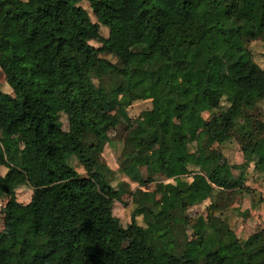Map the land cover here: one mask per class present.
Returning <instances> with one entry per match:
<instances>
[{"label":"trees","instance_id":"obj_1","mask_svg":"<svg viewBox=\"0 0 264 264\" xmlns=\"http://www.w3.org/2000/svg\"><path fill=\"white\" fill-rule=\"evenodd\" d=\"M255 41L264 46V0H0L9 89L0 84V129L10 136L0 150V264H264V228L243 235L229 224L247 187L222 153L235 141L244 166L264 164ZM224 106L233 118L219 114ZM132 109L138 133L124 138L116 169L137 185L134 240L123 246L111 202L124 190L111 184L105 151ZM213 151L226 190L197 172ZM73 159L95 176L82 177ZM149 168L164 181H190L157 197L140 189ZM48 177L56 181L42 200L17 202V189ZM200 205L204 214L191 217Z\"/></svg>","mask_w":264,"mask_h":264},{"label":"rangeland","instance_id":"obj_2","mask_svg":"<svg viewBox=\"0 0 264 264\" xmlns=\"http://www.w3.org/2000/svg\"><path fill=\"white\" fill-rule=\"evenodd\" d=\"M86 6V5H84ZM101 35L102 36H107V30L105 28L101 29ZM94 47H97L96 44L92 43L90 44ZM249 49L253 55V58L255 62L262 68L264 69V46L259 42H251L249 44ZM95 51L90 49L89 50V63L88 67L92 68L95 60ZM114 61V60H112ZM0 84L3 88L4 91H8V86L5 83V78L3 73L0 71ZM258 109L260 112V118L264 121V105L260 104L258 105ZM137 113L134 109L132 111L130 110H124L121 114L119 124L112 128L109 131V137L111 139L110 146L111 151H105V156L107 159H110L111 165L110 169H114L115 174L114 178L112 181V186L117 188L121 187V189L124 190V195L121 199L115 200L111 202V205L113 207V215L117 217L120 220L122 229L120 231V237L123 239V246H127L131 241L134 240V235L132 231L129 228V223H130V214L135 208V206L132 204V193L136 189L137 185L134 183H131L128 179H126L123 175H119L116 173L117 165H118V159L119 155L121 153L122 149V143L123 140L126 136H134L138 133V128L135 125L134 122V114ZM219 114L222 116L228 117V118H233V112L227 108V106H224L221 110H219ZM61 122L63 125V129H67V123H66V118L64 116L61 117ZM238 130H240V127L238 125ZM10 136L5 134L1 129H0V150H2L9 142ZM231 145H234V150H232L233 154L239 155V148L236 147V142L231 141ZM233 148V147H231ZM224 154L227 156L226 162L229 166L235 165L234 162H232L231 156L228 155V151H225ZM228 159V160H227ZM218 156L216 155V152L213 151L208 158L207 165H205L202 168V171L204 175L206 176V179L208 180V183H214L215 187H222L224 186L221 184V179L224 174L223 170L220 168V165H218ZM70 165L74 166V168L77 170V172L82 176V177H87V178H93L95 176L94 169L89 166L88 162L84 160V164H80L76 160H72L69 162ZM86 163V164H85ZM223 167V166H222ZM246 167L241 166L239 169L240 171L236 170V175L235 177L237 178V185L247 187V191H243V193L240 195L239 199L237 200L238 205L242 206L244 203L247 205H250L251 203V210L255 211V214H251V210H244L243 214L239 213V218L242 219L241 223L245 225H255L260 222V225L256 224L259 228H264V220H260L263 217L260 216V211L257 212V209L254 208V205L260 206V200L256 196V194L260 193L259 190L261 189V184H262V178L260 175L257 176L252 169H245ZM246 170V171H245ZM248 170V171H247ZM6 172V169L1 167L0 168V175H3ZM255 175V176H254ZM184 180V179H183ZM56 179L54 177H48L44 182L41 184H38L36 187L30 188V187H21L16 190V200L19 203L26 204L31 200H42L45 196V191L46 188L54 183ZM188 182V179H185L184 181L179 182V186H184ZM119 183H123V186L125 187L122 188ZM127 183L130 185V188H128ZM126 184V185H125ZM168 184V182L164 181V179L157 175L151 168L147 169L145 171V178H144V184L140 187L142 191H153L155 190L157 192V197H160L165 191L166 188L165 186ZM219 188V187H218ZM254 188V189H253ZM226 190V188H224ZM229 189H232L231 187H227V190L230 191ZM253 189V190H252ZM258 190V191H257ZM253 200H256L253 201ZM6 203V199H1L0 200V217L2 216L3 213V207ZM205 212V205H200V206H194L191 209L188 210V214L193 217L198 214H204ZM228 220L231 225L234 221V217L231 216V209L228 211ZM262 212V211H261ZM264 212V209H263ZM230 214V215H229ZM257 218V219H256ZM256 219V220H255ZM138 223L143 225V222L141 220V217L137 218ZM235 223V222H234ZM247 227V226H246ZM244 227V230H242L239 233H244L243 235H246V230ZM3 228V224L0 221V232ZM185 228L188 232V234H191L190 228L188 225H185Z\"/></svg>","mask_w":264,"mask_h":264},{"label":"crops","instance_id":"obj_3","mask_svg":"<svg viewBox=\"0 0 264 264\" xmlns=\"http://www.w3.org/2000/svg\"><path fill=\"white\" fill-rule=\"evenodd\" d=\"M231 147H233V148H231ZM236 147H238L237 145H236ZM225 149L224 150H222V153H223V155L227 158V156L224 154V152L225 151H228V155L229 156H231V159H232V162H234L235 163V165H231V167H233L232 168V174H233V177H234V179H235V181L237 180V178L235 177V173H236V170H238V171H240V167L241 166H244L243 165V157H242V155H241V153H240V151H239V154H240V156L237 154V155H235V154H233V152H232V150H234V145H231V143L230 142H228V143H226V145H225V147H224ZM110 151H111V148H110ZM228 160V159H227ZM108 162L110 163V159H108ZM206 165H207V163H206ZM222 166H220V168H221ZM244 167H246L247 169H249L250 168V170L252 169V171L255 173V174H257V176H261V177H264V164L261 166V168H260V171L258 170V169H254V165L252 164V163H250L249 165H247V166H244ZM245 168V169H246ZM222 169V168H221ZM246 171V170H245ZM248 171V170H247ZM197 172H199L201 175H203V177L204 178H206V176L204 175V173H203V171H202V169H199V170H197ZM255 176V175H254ZM184 179V180H183ZM185 179H188V182L190 181V179H189V177H182V178H179L178 179V181H175V180H169V181H166V182H168V183H172V184H175L176 182H182V181H184L185 182ZM263 180H264V178H262ZM237 182V181H236ZM262 182V181H261ZM262 185V184H261ZM240 186V185H239ZM241 187H243V186H241ZM254 189V188H253ZM252 189V190H253ZM229 190H232V189H229ZM258 191V190H257ZM259 192H260V190H259ZM243 193V192H242ZM242 193H240V194H238L237 193V197L234 199V201L231 203V207H230V209H231V216L233 215V217L235 218L234 219V221H233V223H231V225L233 226V225H235L236 223H238V227H237V231L238 232H241L242 230H244V227H246L245 228V230H252V229H259V230H261V229H263V228H259L256 224H258V225H260V222L258 221V223H256L255 225H243L242 223H241V221H242V219L241 218H239V217H237V216H234V214L236 215H239V213H242L243 214V212H244V210H251V203H250V205H247V204H243L242 206H240V205H238V203H237V200L239 199V197H240V195L242 194ZM256 196L259 198V200H260V206H258V205H254V208L255 209H257V212H259L260 211V208H261V211H260V216H262L263 218L261 219L260 218V220H264V212H263V209H264V196L263 195H261L260 193H258V194H256ZM238 198V199H237ZM253 201H255L256 202V200H253ZM233 211H235L234 212V214H233ZM251 212V214H255V211L253 210H251L250 211ZM257 219V218H256ZM255 219V220H256ZM235 222V223H234ZM230 224V223H229Z\"/></svg>","mask_w":264,"mask_h":264},{"label":"built area","instance_id":"obj_4","mask_svg":"<svg viewBox=\"0 0 264 264\" xmlns=\"http://www.w3.org/2000/svg\"><path fill=\"white\" fill-rule=\"evenodd\" d=\"M263 186L260 189V194L264 196V184H262Z\"/></svg>","mask_w":264,"mask_h":264}]
</instances>
